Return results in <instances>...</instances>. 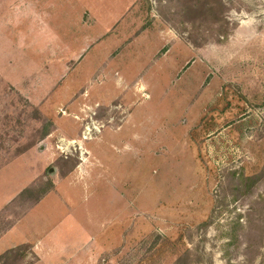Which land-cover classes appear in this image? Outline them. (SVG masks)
Instances as JSON below:
<instances>
[{
  "label": "rangeland",
  "instance_id": "1",
  "mask_svg": "<svg viewBox=\"0 0 264 264\" xmlns=\"http://www.w3.org/2000/svg\"><path fill=\"white\" fill-rule=\"evenodd\" d=\"M130 1L0 0V264H264V0Z\"/></svg>",
  "mask_w": 264,
  "mask_h": 264
},
{
  "label": "crops",
  "instance_id": "2",
  "mask_svg": "<svg viewBox=\"0 0 264 264\" xmlns=\"http://www.w3.org/2000/svg\"><path fill=\"white\" fill-rule=\"evenodd\" d=\"M138 1L139 0H132V1H130L129 2V8L132 7V6H134ZM34 208H36V205L31 210H33ZM24 218L18 220L12 227H10L9 230H11L13 227L17 226L18 224H20L21 221ZM28 228H31V231L26 233L25 237L22 239V241H20V243L19 242H12L1 253H5L7 251H10V250H12V249H14V248H16V247H18L20 245H27L26 247L28 248V250H27L28 251V254L29 255L31 254L32 257H34V260L33 261H30L28 263H25V264H39V263H42V259H41L42 257H41V255L39 253L40 252V250H39L40 249V243H39L40 240L36 238V221L29 220V222H28ZM36 256H37V260H36Z\"/></svg>",
  "mask_w": 264,
  "mask_h": 264
},
{
  "label": "trees",
  "instance_id": "3",
  "mask_svg": "<svg viewBox=\"0 0 264 264\" xmlns=\"http://www.w3.org/2000/svg\"><path fill=\"white\" fill-rule=\"evenodd\" d=\"M202 2L200 3V0H198V8L199 9H202L203 8H208L206 7L207 6V0H201ZM51 122L46 120V121H43L42 124H41V134H40V137H44L46 136L48 133H49V130L51 128ZM31 189V187H27L25 189H23L19 195H22L23 193H25L26 191H29Z\"/></svg>",
  "mask_w": 264,
  "mask_h": 264
}]
</instances>
